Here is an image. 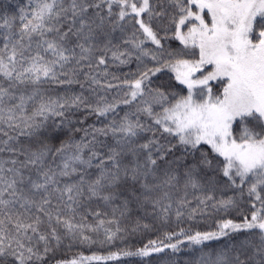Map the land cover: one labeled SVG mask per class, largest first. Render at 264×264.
I'll use <instances>...</instances> for the list:
<instances>
[{
	"label": "snow or ice",
	"instance_id": "obj_1",
	"mask_svg": "<svg viewBox=\"0 0 264 264\" xmlns=\"http://www.w3.org/2000/svg\"><path fill=\"white\" fill-rule=\"evenodd\" d=\"M10 6L0 264H264V0Z\"/></svg>",
	"mask_w": 264,
	"mask_h": 264
},
{
	"label": "trees",
	"instance_id": "obj_2",
	"mask_svg": "<svg viewBox=\"0 0 264 264\" xmlns=\"http://www.w3.org/2000/svg\"><path fill=\"white\" fill-rule=\"evenodd\" d=\"M20 2H23V0H0V12H3L4 11V5L5 4H10L11 6L8 8V11L9 12H12L14 9H15V5L16 3H20ZM73 91L75 92H79L80 91V88L79 86H74L73 88ZM77 118L79 119H83L84 118V114L82 113H76V115L73 117V120L75 121ZM95 118L94 117H91V116H88L86 121H85V124H92L94 122ZM97 126H100L99 122H97ZM94 207L96 206L95 204L93 205ZM97 210L101 211V212H110V209L108 208H105L103 205H101ZM134 216L135 215H140V213H134L133 214ZM92 217H89V220H91ZM131 221H129L130 223ZM145 222H150V221H145ZM172 227V226H171ZM172 228H175V227H172ZM164 230H170V229H164ZM153 236H155V234H153Z\"/></svg>",
	"mask_w": 264,
	"mask_h": 264
},
{
	"label": "rangeland",
	"instance_id": "obj_3",
	"mask_svg": "<svg viewBox=\"0 0 264 264\" xmlns=\"http://www.w3.org/2000/svg\"><path fill=\"white\" fill-rule=\"evenodd\" d=\"M132 68H134V65L132 66ZM113 70H114V69H113ZM128 70H129L128 68H122L120 71H121V72H127ZM121 115H122V113H121ZM176 223H177V221H176L175 217H173V218H172V221H171V226H172V227H175V226H176ZM210 224H211V221H208L207 223H205L203 220H201V221L198 223V227H200V228H205V227H208ZM181 226H182V227H185V226H187V225L182 224ZM179 255H180V256H185L186 253H180Z\"/></svg>",
	"mask_w": 264,
	"mask_h": 264
}]
</instances>
